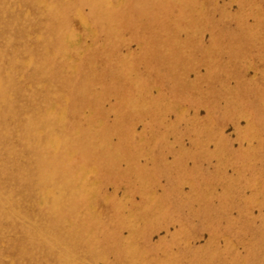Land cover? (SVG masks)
Listing matches in <instances>:
<instances>
[{
  "label": "rangeland",
  "instance_id": "rangeland-1",
  "mask_svg": "<svg viewBox=\"0 0 264 264\" xmlns=\"http://www.w3.org/2000/svg\"><path fill=\"white\" fill-rule=\"evenodd\" d=\"M0 264H264V0H0Z\"/></svg>",
  "mask_w": 264,
  "mask_h": 264
}]
</instances>
